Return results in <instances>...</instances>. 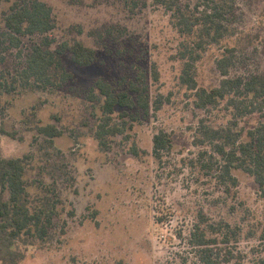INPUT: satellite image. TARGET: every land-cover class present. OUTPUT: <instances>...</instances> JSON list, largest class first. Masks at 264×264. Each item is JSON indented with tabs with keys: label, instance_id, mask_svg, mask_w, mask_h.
Wrapping results in <instances>:
<instances>
[{
	"label": "rangeland",
	"instance_id": "1",
	"mask_svg": "<svg viewBox=\"0 0 264 264\" xmlns=\"http://www.w3.org/2000/svg\"><path fill=\"white\" fill-rule=\"evenodd\" d=\"M40 1L52 8L55 28L22 36L17 48L4 36L12 2L0 8V158L30 155V199L36 206L48 202L55 212L48 236L23 246L18 264H264L258 184L241 169L232 171L235 184L223 177L221 156L201 131L203 123L238 131L264 118L254 114L235 126L227 99L208 109L195 106V90L181 80L184 38L162 8L131 10L123 0ZM231 18L233 35L195 65L197 88L221 84L217 61L226 49L233 54L230 77L264 76V0H236ZM74 42L94 48L96 62L80 67L64 51L70 81L7 90L34 45L61 50ZM140 73L150 114L128 111L133 127L103 151L94 138L101 113L86 92L100 78L127 86ZM47 124L64 134L51 141L37 130ZM161 131L173 145L157 158L153 139ZM197 226L207 245H197ZM203 248H210V259Z\"/></svg>",
	"mask_w": 264,
	"mask_h": 264
},
{
	"label": "trees",
	"instance_id": "2",
	"mask_svg": "<svg viewBox=\"0 0 264 264\" xmlns=\"http://www.w3.org/2000/svg\"><path fill=\"white\" fill-rule=\"evenodd\" d=\"M4 1L12 2L4 18V36L5 41L13 47L21 45L22 36L45 35L55 28L52 8L46 3L40 0H0V8ZM123 1L131 10L155 6L170 15L172 26L184 38L179 50L183 61L181 80L195 90V106L198 109L217 106L227 99L228 106L236 112L233 125L238 126V119L254 114L264 118V76L230 77L233 54L228 55V52H232L228 49L217 61L224 77L221 84L211 89L197 88L194 68L203 53L233 35L231 16L235 11L236 0ZM64 51H70L72 61L80 67H89L97 60V51L82 42L66 44L61 50L34 45L27 57L26 66L13 78V85H6L7 90L16 89L18 83L24 87L47 89L70 81L74 75L62 61ZM86 93L87 98L98 105L101 113L94 129V138L103 151L111 148L113 138L125 134L133 127L129 120L132 112L128 111L149 115L152 109L143 73L130 79L127 86L116 87L100 78ZM119 109L127 111L117 115ZM201 128L207 141L221 156L223 177L235 184L236 178L232 171L241 169L254 177L264 197V120L238 131L231 127L213 128L204 123ZM37 130L51 141L64 134L55 124L38 126ZM2 131L6 133L3 128ZM153 143V152L157 158L173 145L171 135L164 131L155 135ZM30 158V155L0 158V260L3 264H18L22 261L25 258L22 247L34 244L36 240H44L53 226L55 212L51 204L43 201L44 206H48L44 208L34 205L30 199L31 185L25 177ZM194 235L198 246L208 244L205 232L199 226ZM203 251L210 259V248H203Z\"/></svg>",
	"mask_w": 264,
	"mask_h": 264
}]
</instances>
